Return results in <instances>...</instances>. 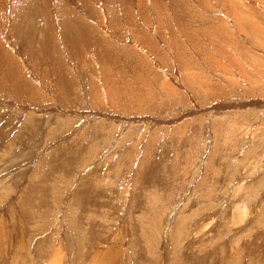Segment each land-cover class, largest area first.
I'll return each instance as SVG.
<instances>
[{
  "label": "rangeland",
  "instance_id": "374dc122",
  "mask_svg": "<svg viewBox=\"0 0 264 264\" xmlns=\"http://www.w3.org/2000/svg\"><path fill=\"white\" fill-rule=\"evenodd\" d=\"M0 264H264V0H0Z\"/></svg>",
  "mask_w": 264,
  "mask_h": 264
}]
</instances>
